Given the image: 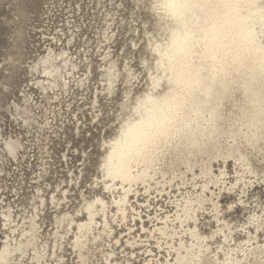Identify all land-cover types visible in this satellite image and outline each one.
Returning a JSON list of instances; mask_svg holds the SVG:
<instances>
[{"label": "rangeland", "instance_id": "obj_1", "mask_svg": "<svg viewBox=\"0 0 264 264\" xmlns=\"http://www.w3.org/2000/svg\"><path fill=\"white\" fill-rule=\"evenodd\" d=\"M158 3L0 0V248L1 236L10 233L2 225V211L9 205L20 224L35 203L36 244L46 245L40 249L41 264H167L165 259L173 258L169 239L153 229L178 211L181 241L192 260L208 245L219 258L215 264H231L226 259L235 257L241 264H264V77L256 85L263 110L256 127L241 125L239 110L247 107V98L234 84L216 105L214 127L199 134L203 142L181 146V153H162L157 173L132 187L128 198L138 214L125 220L115 215L112 234L94 239L89 234L80 250L72 246L71 232L53 236L54 215L74 213L82 194L111 199L101 183L103 141L114 136L137 98L151 88L149 75L158 57L151 43H165L174 25ZM158 22L166 23L160 29ZM257 40L264 47V30ZM196 49L193 61L201 62ZM49 50H65L77 65L62 67L66 84L59 75L47 79L32 69ZM111 62L116 75L109 86L105 73ZM166 86L163 79L154 92ZM9 138L22 147L10 152L4 143ZM100 229L96 226L94 234ZM32 250L26 248L21 258L17 254L15 264H38Z\"/></svg>", "mask_w": 264, "mask_h": 264}, {"label": "bare ground", "instance_id": "obj_2", "mask_svg": "<svg viewBox=\"0 0 264 264\" xmlns=\"http://www.w3.org/2000/svg\"><path fill=\"white\" fill-rule=\"evenodd\" d=\"M158 4L159 7H156L174 25L165 43L156 39L151 43L152 51L158 54L156 69L149 75L151 88L137 98L114 136L103 141L107 146L99 163L101 183L102 188L111 194V199L99 194L87 198L82 194L83 202L74 213L54 215L56 230L53 236L62 238L71 232V244L79 250L89 234L93 239L102 233L110 236L113 232L111 218L114 221L115 215L125 220L129 214L132 217L138 214L137 207L130 204L128 198L132 187L147 182L157 173L162 153L175 150L181 153V146H196L203 142L199 134L214 127L219 113L216 105L235 89L234 84L247 98V107L239 110L244 117L241 125L256 127L263 116L259 106L260 92L256 88L257 82L264 77V47L257 40L258 32L264 30L263 3L260 0H159ZM165 23L158 22V27L162 29ZM196 45L201 62L193 61ZM57 60L62 62V66ZM66 66L71 69L77 67L65 50L58 53L49 50L32 69L47 79H55L59 75L66 84V77L62 74V67ZM67 70H64L66 74ZM115 75V66L111 62L105 73L109 86ZM163 79L167 83L166 88L155 93L154 88L161 86ZM4 143L10 152L22 147L19 141L11 138ZM59 186L56 188L59 189ZM61 192L65 194L66 190ZM55 200L52 194L50 203L54 206L58 205ZM40 201L45 204L43 197ZM113 206L114 211L111 210ZM33 207V214L27 221L21 218L20 224L9 205L2 211V225L10 233H6L4 239L1 236L0 264H15L16 255L21 258L30 246L33 248L31 259L41 264L40 249H45L46 245L41 244L39 248L36 244L40 214L35 203ZM81 215L84 218L79 219ZM25 222H28L27 226ZM96 226L101 229L95 235ZM153 230L169 239L167 243L173 250V258L171 261L165 259L167 264H204L206 259L215 264L219 259L206 245L203 252L196 255L197 260H192L194 254L181 241V213L178 211L173 218L165 215L162 225ZM127 241L130 245L136 244L135 240ZM57 245L55 240L53 248ZM181 248L184 253H181ZM113 253L111 250L107 256L111 257ZM226 260L231 264H241L242 259Z\"/></svg>", "mask_w": 264, "mask_h": 264}]
</instances>
